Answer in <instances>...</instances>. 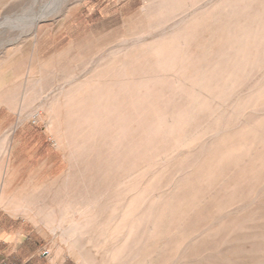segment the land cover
<instances>
[{"label":"rangeland","instance_id":"374dc122","mask_svg":"<svg viewBox=\"0 0 264 264\" xmlns=\"http://www.w3.org/2000/svg\"><path fill=\"white\" fill-rule=\"evenodd\" d=\"M33 1L0 0L1 226L41 264H83L55 225L90 226L92 264H264V0H65L10 30Z\"/></svg>","mask_w":264,"mask_h":264},{"label":"bare ground","instance_id":"6f19581e","mask_svg":"<svg viewBox=\"0 0 264 264\" xmlns=\"http://www.w3.org/2000/svg\"><path fill=\"white\" fill-rule=\"evenodd\" d=\"M38 1L39 0L33 1L32 4L29 5V7L24 11V16L22 18H18V19L8 18V20H7L8 28L10 30L16 31V32H20L21 30H23L25 28L34 29V27H35L34 25H35V21L36 20L44 19V18L47 17L48 14H51L53 12L58 11L65 0H50L47 3H45V5L43 4V5L39 6V7H37L36 5L39 4ZM16 40H17L16 38L15 39H11L10 43H14ZM10 56H11L10 53H8L6 58L8 59ZM161 151H163V150H161ZM190 160H191V158H190ZM235 161H236V159H235ZM251 200H252V198H251ZM52 233H53V238H54V236H60L61 237V241H63V243L67 246V248L70 251V253L73 254V256L75 258L80 260L83 264H92V260H91L92 257H90L89 253H90V249L92 250L93 248H91L90 243L92 241L91 238L93 236H96V235L94 234L95 232L92 231L90 226H88L84 231L83 230L80 231L78 228H76L75 226H71V225L69 226L68 229L67 228H62V227H60L58 225H55L52 228ZM103 233H104L105 237H108L107 232H103ZM170 239H172V238H170ZM56 257L59 258L60 254L58 253L56 255Z\"/></svg>","mask_w":264,"mask_h":264},{"label":"crops","instance_id":"0c3cea01","mask_svg":"<svg viewBox=\"0 0 264 264\" xmlns=\"http://www.w3.org/2000/svg\"><path fill=\"white\" fill-rule=\"evenodd\" d=\"M18 233L13 232L9 226L3 227L0 224V264H41L42 259H48V252L43 256L44 251L34 248V241L29 233L24 235V239L29 242L21 245L24 239L18 238ZM29 237V239H28ZM22 240V241H21ZM28 246L30 249H28ZM33 247V248H32ZM36 254H38L36 257Z\"/></svg>","mask_w":264,"mask_h":264},{"label":"built area","instance_id":"2783aa9c","mask_svg":"<svg viewBox=\"0 0 264 264\" xmlns=\"http://www.w3.org/2000/svg\"><path fill=\"white\" fill-rule=\"evenodd\" d=\"M45 255H47V253H46V252H44V253H43V256H45Z\"/></svg>","mask_w":264,"mask_h":264}]
</instances>
